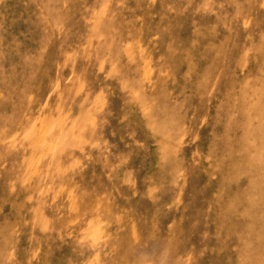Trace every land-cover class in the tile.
Returning a JSON list of instances; mask_svg holds the SVG:
<instances>
[{
	"label": "rangeland",
	"instance_id": "obj_1",
	"mask_svg": "<svg viewBox=\"0 0 264 264\" xmlns=\"http://www.w3.org/2000/svg\"><path fill=\"white\" fill-rule=\"evenodd\" d=\"M0 264H264V0H0Z\"/></svg>",
	"mask_w": 264,
	"mask_h": 264
}]
</instances>
